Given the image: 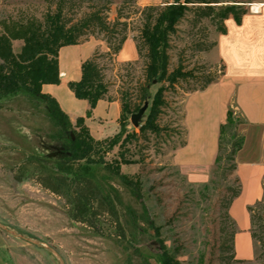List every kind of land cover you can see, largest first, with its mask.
I'll list each match as a JSON object with an SVG mask.
<instances>
[{
    "label": "rangeland",
    "instance_id": "rangeland-1",
    "mask_svg": "<svg viewBox=\"0 0 264 264\" xmlns=\"http://www.w3.org/2000/svg\"><path fill=\"white\" fill-rule=\"evenodd\" d=\"M52 1L0 0V21L21 17L41 20ZM220 1L217 11L226 6H237L246 12L255 2ZM120 3L121 0H113L107 13L109 22L115 21ZM216 23L205 20L193 26L190 14L180 22L176 34L170 36L169 71L178 63L185 71H195L198 78L200 72L219 71L221 66H212L207 56L218 36ZM132 26L136 28V23ZM134 35L130 30L127 39L132 40ZM90 40L97 44L95 51L107 52L102 41ZM21 45L20 41L13 42V52L17 53ZM199 45L210 50L198 52ZM118 55L106 74L110 83L109 96L115 98L120 89L116 78L118 65L137 60L123 62ZM141 69V63L123 68L120 75L124 77L125 87H134ZM194 85L193 80L181 82L165 95L166 107L156 122L160 131L157 136L147 133L135 146L131 135L137 130L128 118L125 134L120 140L126 139L124 144L120 142L108 152V146L103 145L100 152L90 156L92 163L89 164L85 160L70 161L75 169H85L96 184L115 191L120 201L122 238H117L112 228L102 227L103 234L100 235L72 222L65 209V200L41 189L31 179L37 173H50L40 166L47 163L46 156L58 154L60 146L53 140L56 129L39 103L23 96L0 100V225L19 236L0 230V243L6 247L12 263L159 264L158 242H161L167 255L179 264H225L218 253L214 206L218 192L234 183L230 171L233 163L229 156L235 140L233 135L241 134L243 126L231 127L224 135L222 160L216 168L212 166L209 181L203 185L189 184L171 165L170 158L184 139L183 100ZM155 91L156 88L152 89V94ZM233 119L239 121L236 117ZM76 124V120L70 123L71 131L78 132ZM26 159H31L33 165L28 168L25 179L16 183L13 168ZM116 163L120 164L121 174L128 177L129 185H122L117 177L105 170V164L114 167ZM135 177L140 184L139 194L135 192ZM258 214L264 225V210ZM155 229L159 230L158 238ZM238 234L239 249L246 233L239 231ZM252 246V260L233 264H264V249L254 242Z\"/></svg>",
    "mask_w": 264,
    "mask_h": 264
},
{
    "label": "trees",
    "instance_id": "trees-1",
    "mask_svg": "<svg viewBox=\"0 0 264 264\" xmlns=\"http://www.w3.org/2000/svg\"><path fill=\"white\" fill-rule=\"evenodd\" d=\"M50 4L41 20L21 17L0 21V100L23 96L39 103L45 108L56 129L53 140L60 146L58 154L46 156L47 163L40 166L50 173H37L31 179L41 189L65 200V209L72 222L82 224L100 235L103 234L102 227L112 228L115 236L122 238L118 210L120 201L115 191L96 184L85 169H75L70 161L85 160L89 164L92 163L89 161L90 156L100 152L103 145L108 146V152L120 142L124 144L126 139L120 140L125 134L127 119L137 113L145 103L148 104L147 115L143 116L144 120L136 128L137 132L132 133L131 139L136 146L147 133L157 136L160 131L156 122L166 107L167 93L174 91L181 82L190 80L195 85L189 93L203 91L217 82L224 73L221 66L219 71H206V74L200 72L198 78L195 71H185L181 63L169 71L170 36L176 34L177 26L190 14L193 26L205 20L213 24L217 21V34L222 35L225 34L223 22L231 18L239 24L245 11L237 6H226L217 11L220 0H165L159 5L145 7L137 6L136 0H121L116 10V19L111 23L107 13L113 0H53ZM126 8L127 13L124 12ZM133 22L136 23V28L132 26ZM130 30L135 33L132 40L135 43L137 60L135 63L118 65L119 75L116 78L120 82V89L117 99L121 107L119 133L111 139L96 141L89 135L83 119L76 120L78 132L71 131V122L57 103L41 93L42 85L59 84V50L66 46L83 44L90 38L105 44L107 52L95 51L81 64L80 80L68 84V89L75 98L87 101L90 109H93L99 100H111L110 83L106 80V74L113 67ZM15 41L22 42L17 53L12 48ZM214 46L215 42L212 48ZM209 50L202 45L197 47L198 52ZM137 63L142 64L141 75L130 89L124 86V77L120 72L123 68ZM211 69L212 67L209 68ZM154 88L156 91L152 94ZM234 126H242V123L240 120L235 122L229 111L227 120L220 129L218 150L213 164L215 168L222 160L223 137ZM183 137L175 150L185 145L184 131ZM234 137L229 156L233 163L230 171L234 183L218 192L214 206L217 214L218 253L220 261L225 264L239 263L235 260L234 252L235 223L229 215L232 202L241 192L239 180L235 176V156L242 147V136L239 134L233 135ZM32 165L31 159H26L13 168L14 182L21 183ZM105 170L117 177L122 185H129L128 177L120 172V164L116 163L114 167L105 164ZM135 192H140L137 177ZM263 210L264 194L259 201L247 207L251 239L261 249H264V225L258 211ZM158 233L159 230L155 229L157 238ZM158 243L159 264H179L167 255L162 243Z\"/></svg>",
    "mask_w": 264,
    "mask_h": 264
},
{
    "label": "crops",
    "instance_id": "crops-1",
    "mask_svg": "<svg viewBox=\"0 0 264 264\" xmlns=\"http://www.w3.org/2000/svg\"><path fill=\"white\" fill-rule=\"evenodd\" d=\"M163 1L136 0V3L145 7ZM254 1L239 24L231 18L223 22L225 34L217 36L215 46L207 56L209 63L222 66L224 73L203 91L185 96L181 120L185 145L177 148L170 158L171 165L189 184H206L217 155L220 129L228 112L241 121L242 147L235 158V176L241 192L229 209L236 228L234 252L237 261L253 258L247 207L264 194V0ZM96 47L95 41L90 40L61 48L58 53L59 84L42 85L41 93L52 98L70 122L83 119L91 138L102 141L113 138L120 131L118 99L99 100L90 109L87 101L76 99L68 89L70 82L80 80L81 64L91 57ZM118 56L123 62L137 58L131 39L124 42ZM239 231L246 235L238 249ZM0 264H13L1 243Z\"/></svg>",
    "mask_w": 264,
    "mask_h": 264
},
{
    "label": "water",
    "instance_id": "water-1",
    "mask_svg": "<svg viewBox=\"0 0 264 264\" xmlns=\"http://www.w3.org/2000/svg\"><path fill=\"white\" fill-rule=\"evenodd\" d=\"M147 109H148V104L145 103V104L143 105V107L140 108V109L138 110L137 113H135V114H133V115L130 116V123L132 124V126H133L134 128H138V127H139V124H140V122L142 121L143 116L145 115V112L147 111ZM0 230L3 231V232H5V233H8V234H11V235H14V236L19 237V236L16 235L15 233H12V232L8 231V230H7L4 226H2V225H0Z\"/></svg>",
    "mask_w": 264,
    "mask_h": 264
}]
</instances>
